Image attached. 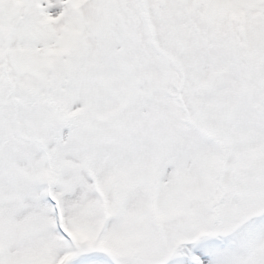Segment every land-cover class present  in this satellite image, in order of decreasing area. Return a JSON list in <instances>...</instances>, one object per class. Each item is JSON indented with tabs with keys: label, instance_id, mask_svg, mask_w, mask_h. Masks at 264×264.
Here are the masks:
<instances>
[{
	"label": "snow or ice",
	"instance_id": "obj_1",
	"mask_svg": "<svg viewBox=\"0 0 264 264\" xmlns=\"http://www.w3.org/2000/svg\"><path fill=\"white\" fill-rule=\"evenodd\" d=\"M0 264H264V0H0Z\"/></svg>",
	"mask_w": 264,
	"mask_h": 264
}]
</instances>
